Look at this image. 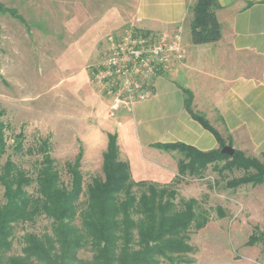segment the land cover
<instances>
[{"label":"rangeland","instance_id":"1","mask_svg":"<svg viewBox=\"0 0 264 264\" xmlns=\"http://www.w3.org/2000/svg\"><path fill=\"white\" fill-rule=\"evenodd\" d=\"M138 1L0 0L1 119L10 146L21 136L24 150L12 158L32 176L36 175L42 157L37 148L47 137L51 154L67 184L70 175L65 164L79 152L83 155L81 170L85 184L103 175L108 133L119 131L118 143L123 151L128 141L138 147L134 121L122 120L119 126L120 113L129 110L111 114L112 98L93 81V72L110 37L120 36L129 27L153 32L141 27L137 20ZM11 9L21 18L11 15ZM183 33L191 36L190 22L185 24ZM30 148L34 151H29ZM8 150L2 163L12 152L11 147ZM167 151L173 154L178 168L183 153L178 149ZM244 152L246 156L264 160V153ZM155 170L154 167L146 172L154 175ZM243 174L237 168L220 173L209 164L198 175L179 176L177 169L173 177H167L169 180L164 174L154 176H164L167 181L155 182L175 188L178 200L196 198L199 206L208 211L207 225L191 232L190 242L195 251L189 255L193 260L190 264H264V242L247 243L256 229L264 230V183L236 188L227 185L228 180ZM34 187L35 184L29 190ZM50 231V219L45 216L34 222L17 223L8 254H22L26 232ZM91 254L88 250L80 251L84 259Z\"/></svg>","mask_w":264,"mask_h":264},{"label":"trees","instance_id":"2","mask_svg":"<svg viewBox=\"0 0 264 264\" xmlns=\"http://www.w3.org/2000/svg\"><path fill=\"white\" fill-rule=\"evenodd\" d=\"M218 7L217 0H195L190 21L194 44L221 39ZM10 13L20 17L15 9ZM184 92L186 108L215 134L219 147L203 151L180 141L155 143V147L183 153V158L178 160L179 176L201 174L213 164L220 173L234 168L244 171L242 176L228 180L229 187L263 184L264 160L246 156L240 149H235L232 155L222 153L227 142L203 114L192 110V92L187 89ZM2 115L0 109V187L4 198L0 203V264H190L193 261L189 256L195 251L190 242L191 232L207 225L208 211L199 206L196 198L178 200L177 191L171 186L136 181L130 163L120 157L117 133H108L103 175L85 184L81 170L83 155L79 152L65 164L70 175L67 184L51 154L50 137L43 139L37 148L42 157L35 176L12 158L22 154L23 141L17 136L12 146L8 144ZM10 147L12 152L2 163ZM33 184L34 190L30 191ZM40 216L50 219L51 231L26 232L22 254H8L15 225L34 222ZM258 241L264 242V230L256 229L247 243L253 245ZM81 250L90 251L91 257H80Z\"/></svg>","mask_w":264,"mask_h":264},{"label":"crops","instance_id":"3","mask_svg":"<svg viewBox=\"0 0 264 264\" xmlns=\"http://www.w3.org/2000/svg\"><path fill=\"white\" fill-rule=\"evenodd\" d=\"M217 1L222 37L203 44H194L183 33L195 0L138 1L140 26L153 32L180 29L187 53L155 77L148 99L120 113L119 126L122 120H133L137 128L138 147L128 141L123 151L119 145L136 181L162 182L176 174L173 154L155 143L180 141L203 151L219 147L215 134L186 108L185 89L192 92V110L203 114L227 144L264 153V0ZM154 167L149 175L147 169ZM159 174L162 179L154 177Z\"/></svg>","mask_w":264,"mask_h":264},{"label":"built area","instance_id":"4","mask_svg":"<svg viewBox=\"0 0 264 264\" xmlns=\"http://www.w3.org/2000/svg\"><path fill=\"white\" fill-rule=\"evenodd\" d=\"M186 53L180 29L154 34L129 27L120 36L109 38L93 81L112 98L111 114L130 110L152 95L155 77L184 60Z\"/></svg>","mask_w":264,"mask_h":264},{"label":"water","instance_id":"5","mask_svg":"<svg viewBox=\"0 0 264 264\" xmlns=\"http://www.w3.org/2000/svg\"><path fill=\"white\" fill-rule=\"evenodd\" d=\"M221 151L222 153L232 155L234 154L235 148L230 145H224Z\"/></svg>","mask_w":264,"mask_h":264}]
</instances>
